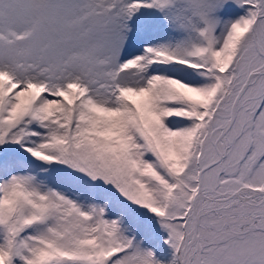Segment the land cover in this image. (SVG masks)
<instances>
[{
	"label": "snow or ice",
	"instance_id": "1",
	"mask_svg": "<svg viewBox=\"0 0 264 264\" xmlns=\"http://www.w3.org/2000/svg\"><path fill=\"white\" fill-rule=\"evenodd\" d=\"M0 264H264V0H0Z\"/></svg>",
	"mask_w": 264,
	"mask_h": 264
}]
</instances>
